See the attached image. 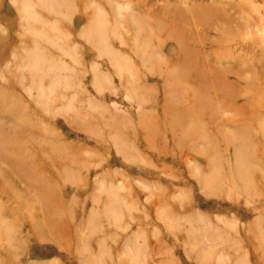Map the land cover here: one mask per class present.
I'll return each instance as SVG.
<instances>
[{
  "label": "rangeland",
  "instance_id": "374dc122",
  "mask_svg": "<svg viewBox=\"0 0 264 264\" xmlns=\"http://www.w3.org/2000/svg\"><path fill=\"white\" fill-rule=\"evenodd\" d=\"M0 202V264H264V0H0Z\"/></svg>",
  "mask_w": 264,
  "mask_h": 264
},
{
  "label": "bare ground",
  "instance_id": "6f19581e",
  "mask_svg": "<svg viewBox=\"0 0 264 264\" xmlns=\"http://www.w3.org/2000/svg\"><path fill=\"white\" fill-rule=\"evenodd\" d=\"M26 164L27 166L23 165V167L14 169V173L18 175H26L28 174V172H32L29 167L30 164L28 162ZM35 175H32V173H30V176L31 177L33 176V178L35 177ZM26 180L27 182L32 181L30 177H28L27 175H26ZM16 196H19V200L20 198H22L20 196V193L13 191L11 193V197H16ZM19 200H18V204L19 206L21 205L23 207V210H24L23 213L27 217L29 216L30 218H32L33 215H31L30 213L31 211H30L29 203L24 200H21V201ZM15 214L16 213L13 211L11 212L9 210H6V208H4L3 204L0 202V239H4L6 241L5 245L9 247L17 246V244L18 245L20 244L19 234L17 230L18 219L16 218ZM33 227L37 228V224L33 225Z\"/></svg>",
  "mask_w": 264,
  "mask_h": 264
}]
</instances>
